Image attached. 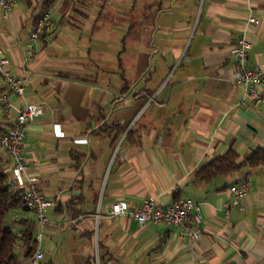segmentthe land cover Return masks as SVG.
<instances>
[{"label":"crops","instance_id":"crops-1","mask_svg":"<svg viewBox=\"0 0 264 264\" xmlns=\"http://www.w3.org/2000/svg\"><path fill=\"white\" fill-rule=\"evenodd\" d=\"M117 1L132 17L121 41L139 46L130 58L122 50L113 61L94 47L105 34L89 31L94 19L106 22L103 9L118 7L113 0H22L8 12L0 7L8 69L29 78L23 97L7 95L15 106L44 105L24 138L29 173L54 202L45 210L43 264H264V166L194 180L227 150L244 160L264 145V100L245 98L230 59L231 46L244 35L251 42L246 65L264 72V0ZM44 12L54 20L53 32L29 57L30 33ZM152 54L154 65L139 66ZM15 116V110L0 113L3 132ZM11 167L0 148L9 180ZM243 180L251 185L241 199L244 209L226 212L229 187ZM149 196L162 206L178 198L198 203V237L104 213L117 200L137 208ZM7 224L20 236L30 228L36 240L34 212L14 209ZM16 250L23 252L21 240Z\"/></svg>","mask_w":264,"mask_h":264},{"label":"built area","instance_id":"built-area-1","mask_svg":"<svg viewBox=\"0 0 264 264\" xmlns=\"http://www.w3.org/2000/svg\"><path fill=\"white\" fill-rule=\"evenodd\" d=\"M22 0H0V7L8 12L18 2ZM250 23H257L254 17L249 16ZM54 28V20L48 12L41 14L31 33L28 45L29 57L34 53V44L37 42H48ZM251 42L244 36L237 38L230 48V59L236 69L235 82L244 90L247 100L258 104L264 100V72L258 69L249 68L246 65L248 51ZM9 60L3 48L0 47V83L4 90L0 93V113L7 114L11 110L16 111V116L10 127L0 134V148L10 157L12 167L10 170L11 179L9 184L21 190V198L29 211L34 212L39 225L36 235L35 248L28 258V264H43L44 254L40 247V241L45 233L48 220L45 210L54 205V202L46 199L38 190L37 177L29 173V168L24 157V138L29 123L38 115L42 114L44 105L42 102L28 103L15 106L9 99L7 93L12 92L17 97H23L25 85L29 82L26 76L16 77L8 69ZM250 182L243 180L229 187L233 196L231 203L225 205L226 212L230 207L242 211L241 199L249 192ZM104 213L108 217H128L136 220L139 224H159L173 225L197 238L200 229L198 223L202 214L198 203L191 199L178 198L170 205L162 206L153 197L144 198L137 208H132L124 200H117L110 206L104 208ZM97 218L100 216V205L98 206Z\"/></svg>","mask_w":264,"mask_h":264},{"label":"trees","instance_id":"trees-1","mask_svg":"<svg viewBox=\"0 0 264 264\" xmlns=\"http://www.w3.org/2000/svg\"><path fill=\"white\" fill-rule=\"evenodd\" d=\"M52 1L45 0V3L48 5ZM2 133L0 128V134ZM260 166H264V145L253 149L244 160L239 159L235 150L229 149L199 168L194 175V180L210 181L220 175L255 169ZM21 194V190L10 186L8 174L0 168V264H23L22 259L29 258L35 248L36 240L30 228L20 236L7 224L10 211L18 208L28 210L22 201ZM19 240L22 241L23 252L16 250Z\"/></svg>","mask_w":264,"mask_h":264},{"label":"rangeland","instance_id":"rangeland-1","mask_svg":"<svg viewBox=\"0 0 264 264\" xmlns=\"http://www.w3.org/2000/svg\"><path fill=\"white\" fill-rule=\"evenodd\" d=\"M139 4L141 5V3H143V0H138ZM147 1V0H145ZM113 2L117 3V8L115 6H107V8L103 9V14L105 13V15H107L104 19H106V22H104V20L102 18H100V20H96L94 19L89 25H90V30L92 31V29H97V31H101V34H105V37H102V39H97L100 44H94V47L104 51L106 53V60H112L115 59V57L117 56V54L119 53V51H126L123 55L130 58V55H133L136 53L137 49H138V42H133L132 40L127 41L126 43H122V38L124 35H126V33L128 32V27L130 26V22L132 17L130 18V16H126L125 14L128 13L127 9L129 10L128 7L125 6H119L118 5V1L117 0H113ZM112 2V3H113ZM111 8V9H110ZM114 11V12H111ZM139 14L140 12L143 10L142 6H139L137 8ZM154 9V10H153ZM152 9L151 16L155 15V8ZM94 10H96V12H99L102 10V8H100L99 6H95ZM146 11V8L145 10ZM119 13V14H118ZM114 14L116 16H114ZM122 15V17H118ZM135 18V17H134ZM117 20V21H116ZM118 20H122V22H119ZM141 29L138 28V32L137 35H140V31ZM135 35V34H134ZM133 35V36H134ZM155 38V37H154ZM96 41V40H95ZM96 41V42H98ZM124 56H122V58H124ZM112 57V58H111ZM114 57V58H113ZM154 57V60H153ZM94 58H92L93 60ZM153 60V61H152ZM150 63H152L154 65L155 63V55H150L146 61H143V59H141L139 61V66L140 65H150Z\"/></svg>","mask_w":264,"mask_h":264}]
</instances>
